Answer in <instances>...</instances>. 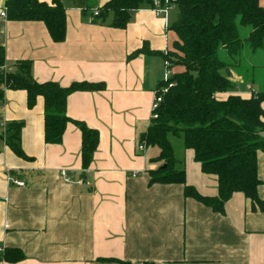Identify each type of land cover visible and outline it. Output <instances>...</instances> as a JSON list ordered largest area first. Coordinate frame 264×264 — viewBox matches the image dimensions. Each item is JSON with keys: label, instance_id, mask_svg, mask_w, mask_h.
<instances>
[{"label": "crops", "instance_id": "obj_1", "mask_svg": "<svg viewBox=\"0 0 264 264\" xmlns=\"http://www.w3.org/2000/svg\"><path fill=\"white\" fill-rule=\"evenodd\" d=\"M106 1L60 0L66 13L60 43L40 21L0 16V74L14 71L17 60L29 59L37 82L104 84L101 90L75 91L66 101L69 118L98 131L86 170L81 165V133L74 123L67 124L60 143H45L42 97L28 108L25 91H4L0 123L23 122L20 146L26 158L18 157L0 136V257L9 248L19 249L24 257L0 264H120L108 259L130 264H264V212L253 211L242 193H233L220 214L185 198L179 184L149 185L147 170L160 165L150 159L158 153L148 154L149 148L140 152L137 144L164 77L165 52L177 39L169 28L175 17L169 11L156 16L145 5L122 29L112 26V14L91 21L94 9ZM259 4L264 7V0ZM138 49L148 51L130 56ZM245 52L244 62L239 55L237 65L228 68L233 90L217 93L218 99L229 94L249 98L264 91V46ZM261 107L264 111V102ZM181 159L186 183L202 195L215 196L217 178L201 171L194 152L185 149ZM257 163V194L264 200L261 151ZM62 169L72 182L61 178Z\"/></svg>", "mask_w": 264, "mask_h": 264}, {"label": "trees", "instance_id": "obj_2", "mask_svg": "<svg viewBox=\"0 0 264 264\" xmlns=\"http://www.w3.org/2000/svg\"><path fill=\"white\" fill-rule=\"evenodd\" d=\"M163 2V0H162ZM177 8L176 20L170 29L176 34L173 49L167 51L168 69L179 67L167 81L157 87L171 84L162 95L147 129L140 135L139 143L146 148L156 146L158 155L150 159L160 165L148 169L149 185L179 184L183 196L191 198L213 212L223 214L224 204L235 192L249 200L253 211L264 212V200L257 194L261 184L258 177L257 152L264 153V91H256L249 98L229 94L218 99L217 93L233 90L226 69L237 65L244 47L255 51L264 46V7L259 0H168ZM152 6V0H108L95 9L97 20L103 21L112 14V26L122 29L131 15L143 6ZM6 18L13 21H40L51 39L60 43L66 34V13L60 0H5ZM241 27H248L245 37ZM219 49H224L229 60L220 59ZM146 49H138L135 56ZM173 57V58H172ZM4 52L0 49V66ZM14 71L0 74V99L4 91L23 90L28 108L33 107L37 96L43 99L45 143L58 144L68 123H74L81 133V165L86 170L95 151L98 131L66 115V101L75 91L101 90L102 82H74L61 86L55 81L37 82L31 73L29 59L17 60ZM23 122L5 125L0 136L9 148L21 158H26L20 146ZM180 137L184 149L194 152V160L201 171L215 175L217 194L205 196L186 183L184 161L175 156L170 137ZM19 249L9 248L0 260L16 262L23 259ZM120 264L126 261L108 259Z\"/></svg>", "mask_w": 264, "mask_h": 264}, {"label": "built area", "instance_id": "obj_3", "mask_svg": "<svg viewBox=\"0 0 264 264\" xmlns=\"http://www.w3.org/2000/svg\"><path fill=\"white\" fill-rule=\"evenodd\" d=\"M169 6L170 5L168 4V0H163V2H162V0H152V6L150 8L156 16H161V15L166 16L168 9H169ZM97 15H98V11L97 10L93 11L91 21ZM0 16L6 18V9L4 7L0 11ZM165 54H166V52H165ZM168 66H169V61L165 60L164 61L165 71H164L163 81H167L169 76H170V70L168 69ZM170 85L171 84L169 83L167 85L157 87V89L155 90L154 98H153V102H152V107H151V118L156 117V111L158 109L160 102L162 101V95L167 91V89ZM0 125L2 126L3 129L5 128V126H3L1 123H0ZM137 149H138V151L143 152L146 149V147L144 146L143 143L138 142ZM60 176L65 182H72L71 179L69 178V176L67 175L66 170H64V169L60 170ZM10 180H11V182L15 183L18 186L24 185L23 181H20L17 179H10ZM0 251H1V249H0Z\"/></svg>", "mask_w": 264, "mask_h": 264}, {"label": "rangeland", "instance_id": "obj_4", "mask_svg": "<svg viewBox=\"0 0 264 264\" xmlns=\"http://www.w3.org/2000/svg\"><path fill=\"white\" fill-rule=\"evenodd\" d=\"M168 11L170 12V15H174V21L176 20V17H177V8H176V6L175 5H170L169 6V9H168ZM247 32H248V27H241L240 28V31H239V34H240V36L241 37H245L246 35H247ZM244 50V51H243ZM242 51H241V53H240V55L242 56V58L244 59H242L243 60V62L248 58L247 57V53L245 52V51H248V50H250L248 47H244V49H243ZM218 56H219V58L220 59H226V58H228V55H227V53L225 52V50L224 49H219V51H218ZM170 55L168 54V56H167V59H168V61H170ZM173 58V57H172ZM170 64V63H169ZM179 70V67H177V66H173L172 68H171V70H170V74H172L174 71H178ZM261 76H263L264 77V69L262 70V72H261V75H260V77ZM256 87V86H255ZM252 93H254V92H252ZM263 137V136H262ZM170 141H171V143H172V145H173V149H174V153H175V156L176 157H178V158H182V156H183V152L185 151V149H184V147H183V145H182V140H181V138L180 137H174V136H171L170 137ZM156 152V153H155ZM157 154L158 153V148L156 147V146H154V147H149V151H148V154Z\"/></svg>", "mask_w": 264, "mask_h": 264}, {"label": "water", "instance_id": "obj_5", "mask_svg": "<svg viewBox=\"0 0 264 264\" xmlns=\"http://www.w3.org/2000/svg\"><path fill=\"white\" fill-rule=\"evenodd\" d=\"M226 74H229V70L228 69H226Z\"/></svg>", "mask_w": 264, "mask_h": 264}]
</instances>
